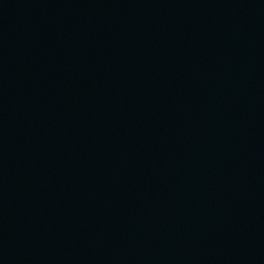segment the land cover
I'll return each mask as SVG.
<instances>
[{
    "label": "water",
    "instance_id": "obj_1",
    "mask_svg": "<svg viewBox=\"0 0 264 264\" xmlns=\"http://www.w3.org/2000/svg\"><path fill=\"white\" fill-rule=\"evenodd\" d=\"M0 264H264V0H0Z\"/></svg>",
    "mask_w": 264,
    "mask_h": 264
}]
</instances>
